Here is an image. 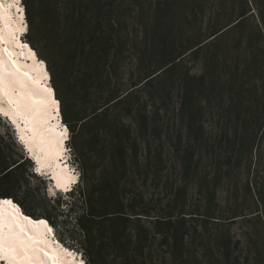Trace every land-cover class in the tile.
<instances>
[{
    "label": "rangeland",
    "instance_id": "obj_1",
    "mask_svg": "<svg viewBox=\"0 0 264 264\" xmlns=\"http://www.w3.org/2000/svg\"><path fill=\"white\" fill-rule=\"evenodd\" d=\"M119 1L126 2L125 9L135 11L127 16L122 33L127 46H123V52L116 54L115 51L112 58L114 89L127 90L131 82L144 81L170 59L212 34L208 25L215 15L206 13L187 23L173 7L157 12L156 4L160 0ZM205 3L207 11L216 9L215 0H205ZM25 16L29 26L27 13ZM28 31L29 28L24 41L30 43L33 51L40 50L43 46L33 45ZM256 34L249 26L240 34L244 37L239 58L241 67L249 65L244 61L249 54L246 48L259 44ZM236 42L235 38L227 39L198 55L183 56L171 72L161 74L149 84H141L137 110L132 116L120 118L131 132L129 145H138L127 157V174L122 168L118 171L125 203L136 205L135 211L140 214L149 213V216H137L141 222L135 223V227H143L150 234L151 241L144 251L148 258L145 264H264V122L262 118L259 120L264 117V93L255 91L257 86L264 85V76L237 75L225 65L223 54L227 49L230 59L237 58L233 51ZM41 59L45 63L47 59L55 61L49 50ZM48 67L50 84L56 91L53 73ZM80 67L84 68L85 64ZM79 71L80 68L77 76ZM58 102L62 108V101ZM119 112L112 111L113 115ZM62 116L70 132L71 169L81 182L77 189L84 181L83 171H90L92 182L99 184L104 179L102 171L111 164L113 136L99 131L98 126L92 149L86 136L81 154L74 143L71 126L63 113ZM258 130L253 140V133ZM0 151L13 162L21 163L8 185L14 195L12 201L38 216L51 214L57 226L48 220L59 241L79 252L85 263L90 264L83 244L76 239L72 241L76 218L82 213L77 194L67 195L61 201L58 200L60 191L54 196L50 193L49 176L40 179L34 175V163L18 142L14 127L1 116ZM182 217L186 218L187 235L184 257L175 262L173 241L163 244L166 226L155 228L154 220L170 219L175 226ZM64 220L68 222L66 225L62 224ZM151 255L156 261H151Z\"/></svg>",
    "mask_w": 264,
    "mask_h": 264
},
{
    "label": "trees",
    "instance_id": "obj_2",
    "mask_svg": "<svg viewBox=\"0 0 264 264\" xmlns=\"http://www.w3.org/2000/svg\"><path fill=\"white\" fill-rule=\"evenodd\" d=\"M23 1L29 23L28 39L35 46L38 43L43 46L41 51L35 50L39 54H36L37 58L40 57L39 62L45 63L41 55H44L46 50L55 58L54 62L47 59L45 64L48 70V65L50 66L53 73L56 97L62 101V113L71 126L76 147L83 154L85 146L82 140L89 136L88 147L92 149L98 126L101 127L99 131L102 130L114 138L111 164L102 171L104 179L99 184L93 183L89 177L90 171H83L84 181L79 189L77 187L81 182L68 192L69 194H62L58 199L62 201L65 196H72L75 192L77 204L82 207V213L76 218L77 224L72 231L74 234L72 241L76 239L83 244L90 264H113L115 261H121L120 264H145L148 258L144 251L151 241L150 234L143 227H135L137 225L135 223L141 222V218L137 216H149V213L143 211V214H140L135 211L136 205L125 203L121 195L122 179L118 171L122 168L127 174V157L138 145L136 143L129 145V141L132 140L131 132L120 118L132 116L137 110L140 102L138 90L143 85L151 83L163 73L171 72L188 53L198 55L204 49L227 39L235 38L238 41L233 48L237 58H229V49L223 54L225 65L234 69L231 72L242 76L245 74L264 76V0H215V11L213 9L207 11L209 9L205 0L158 1L157 12L168 10L164 9L165 7H173L187 23L192 19L197 20L206 13L215 15V19L208 25V30L212 34L205 40H198L190 50L177 58L170 59L144 81L131 82V87L127 90L112 88L111 71L115 51L116 54L123 52V46L124 48L127 46L122 35L128 21L127 16L135 11L131 8L125 9L126 2L123 4L119 0ZM247 26L256 31L259 44L246 48L249 54L245 56L244 61L249 65L241 67L242 61L239 58L244 37L240 34ZM178 60L179 62H176ZM80 64H85V67H80ZM79 68L77 76L76 71ZM158 72L160 74L156 75ZM65 73L70 74V77H66ZM154 75L156 76L153 77ZM141 84L143 85L139 87ZM259 90L264 93V85L255 88L256 92ZM75 97L77 99L73 103ZM255 97L258 96L255 94ZM185 108L184 104L183 110ZM113 110L120 112L113 115ZM261 118L264 122V117H259V120ZM259 132L258 130L253 133V140ZM26 161H29L27 157ZM20 165L21 163L13 162L10 157L0 153V199L13 200L14 195L8 185L16 177ZM34 175L38 177L35 173ZM23 209L32 219L40 220V217L41 219L45 217L57 226L51 214L38 216L27 208ZM65 216L59 214V217ZM181 219L175 226L170 219L154 220L155 228L166 226L163 244L168 245L173 241L176 252L173 251L172 257L175 262L183 260L187 237L184 229L186 218ZM66 222L67 220H64L62 224L66 225ZM69 230L72 229L69 227ZM136 231L138 234H135ZM149 258L151 261L155 259L152 255ZM166 259L168 255L164 256L165 262Z\"/></svg>",
    "mask_w": 264,
    "mask_h": 264
},
{
    "label": "snow or ice",
    "instance_id": "obj_3",
    "mask_svg": "<svg viewBox=\"0 0 264 264\" xmlns=\"http://www.w3.org/2000/svg\"><path fill=\"white\" fill-rule=\"evenodd\" d=\"M20 5L21 0H0V45L11 43L15 47L28 49L30 58L35 60L36 54L20 40L26 31L24 10ZM13 8L20 13V26L15 25ZM5 101L9 108L6 111L0 107V114L10 116L11 122L21 132V141L40 163L33 143L42 152L51 143L45 136V126L54 115L58 119L59 102L53 98L50 87H42L28 72L20 71L8 48H0V103ZM20 122L26 125L24 129L20 128ZM47 130L51 131V127ZM26 131H31L32 137L26 139L23 135ZM67 133L66 127L59 132V143L67 139ZM23 221L35 223L26 216L21 219L20 210L11 199H0V260L7 261V264H63L59 252L46 250L45 233L27 227ZM39 224L45 222L39 221ZM47 232L51 233L52 229L47 228ZM81 264L84 262L81 261Z\"/></svg>",
    "mask_w": 264,
    "mask_h": 264
},
{
    "label": "bare ground",
    "instance_id": "obj_4",
    "mask_svg": "<svg viewBox=\"0 0 264 264\" xmlns=\"http://www.w3.org/2000/svg\"><path fill=\"white\" fill-rule=\"evenodd\" d=\"M11 11L13 14L15 25L20 26V20H19L20 14L16 12L15 8L11 9ZM25 15H26V12L24 14V11H23L24 22L26 24L25 32H27L28 24L25 21ZM22 36L23 35L20 36V40L23 42L24 40L22 39ZM26 43L29 46V48L32 50L31 46L29 45L30 43L29 42H26ZM0 48H8V50L13 53V59L16 61L17 66L19 67L20 71L28 72L33 78H35L36 80L40 82L42 87L43 86L50 87L53 90V98L57 100L56 93L52 87V84H50L51 75L49 73V70L47 69V67H45L43 64L39 62L37 56L35 60H33L30 58V53L28 52V49H21L19 47H15L11 43L2 44L0 45ZM32 52L34 51L32 50ZM5 58H7L6 54H5ZM60 106L61 105L59 103L58 119L54 115V117L48 122V125L45 126V136L48 140L51 141V143L45 146V150L43 152L40 151V149L36 147L35 143H33V147L35 149V155L39 157L40 163H37V160L34 158L33 153H30L27 150V147L25 146V144L21 141L20 139L21 132L18 131L16 126L11 122L10 116L6 117L1 114V116L9 120L12 127H14L18 142L22 143L25 146L27 150L26 152H28V154L34 160L37 166V171L43 174L44 176H47V177L49 176V180L51 181L50 193L53 194V196L56 195L58 191H63V192L72 191V189L74 188V184H77L79 181V176L77 175V173L71 169L70 164L66 163L67 160H69V154H67V149H66V142L69 139L70 132H69L68 127H66V125L64 124V122H63L64 125H62L63 119L62 117H60ZM0 107H2L6 111L9 108L6 101L3 103H0ZM25 127L26 125L23 122H20V128L24 129ZM48 127H51V131L47 130ZM65 127L68 129L67 139H64L62 143H59L61 139L59 136V132ZM23 135L27 139V138L32 137L33 133L31 131H26L23 133ZM13 202L18 206L20 210L21 219H23V217L26 216L29 218V220L35 222L34 224H28L27 221H23L27 225V227L45 233V238L47 242L45 246L46 250L48 251L55 250L59 252L61 254L63 264H79L75 260V258H77L79 255L73 252L71 248L55 240L53 228L51 227V223L47 219H44V218L40 220L32 219L31 217L25 214L24 210L19 206L18 203H16L15 201ZM5 211L7 212L8 209H5ZM39 221H44L45 224H39ZM45 225L47 226V228L52 229L51 233L47 232V228L45 227ZM0 264H7V261L0 260ZM80 264H81V261H80Z\"/></svg>",
    "mask_w": 264,
    "mask_h": 264
}]
</instances>
